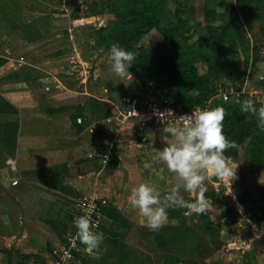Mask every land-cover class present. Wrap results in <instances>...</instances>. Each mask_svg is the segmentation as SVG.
<instances>
[{"label": "rangeland", "instance_id": "rangeland-1", "mask_svg": "<svg viewBox=\"0 0 264 264\" xmlns=\"http://www.w3.org/2000/svg\"><path fill=\"white\" fill-rule=\"evenodd\" d=\"M97 1L0 0V57L6 58L12 71L9 77L21 81L41 77L42 86L35 81L29 86L41 87L48 96L46 103L58 107L54 108L57 115L65 113L71 125L73 120L81 121V127L98 121L94 131L103 134L87 164L48 165L50 161L43 160L33 166L26 161L16 166L10 154L16 131L11 119L16 116L0 125L5 131L0 136V264H52L51 251L62 243L84 198L98 205L97 231L104 239L98 253L81 254L83 260L72 264H264V221H249L242 214L244 207L257 218L264 214L263 200L248 204L252 195L264 191V170L250 168L245 144L231 158L239 166L238 179L230 186L208 172L206 197L214 209L203 214L169 209V222L158 231L141 224L127 198L141 182L151 181L162 193L175 183L174 174L151 151V146L162 150L170 137L163 128H143L130 120L117 124L116 118L133 100L159 103L165 99L172 105L175 95L173 89L160 91L132 74V78H120L111 71L109 51L97 29L109 26L112 16L102 14ZM179 1L189 8L185 22L191 30L186 33L189 37L173 32L164 38L152 30L138 45L166 52L184 45L195 49L205 34L204 10L213 8L222 20L215 24L225 27L233 5L238 21L230 25L242 41V45L236 43L233 58L239 59L242 74L219 75L216 95L227 96L232 115L241 105L239 94L252 99L257 109L264 106V0ZM167 5L172 11L173 2ZM224 50H229L227 45ZM27 84L23 85L28 88ZM97 102L106 103L109 123L100 119L105 110ZM26 114L29 111L22 112V119ZM110 209L124 223L112 222Z\"/></svg>", "mask_w": 264, "mask_h": 264}, {"label": "trees", "instance_id": "trees-1", "mask_svg": "<svg viewBox=\"0 0 264 264\" xmlns=\"http://www.w3.org/2000/svg\"><path fill=\"white\" fill-rule=\"evenodd\" d=\"M168 1L174 4L172 11L168 8ZM97 2L102 14L112 16L109 26L97 29V34L105 48L109 51L111 45L115 43L125 50L135 52L136 59L129 72L139 77L143 84L151 83L157 90L173 89L175 96L171 107H179L183 111L197 107H224L227 113L224 120V134L237 144L236 148L229 149L225 155L235 158L237 149L245 144L247 149L244 156L250 168L254 171L264 170V131L257 127L258 116L252 112L241 111V105L237 114L232 115L228 103L214 98L218 92L219 75L229 78L242 74L239 59L233 58L237 50L236 43L242 45V41L235 32V26L230 25L233 20L238 21L236 7L232 5L228 10L229 21L225 27L216 25L222 22L221 17L213 8H206L203 14L205 34L200 45L195 49L184 45L180 49L166 52L143 47L138 45V42L142 36L152 30L157 31L164 38L173 32L189 37L186 33L191 30L185 25L188 21L189 8H185V4L180 3L179 0H98ZM224 45H227L228 51L224 50ZM3 62L0 59V65ZM202 66H204L203 70ZM30 80L32 78H25L23 82L27 83ZM238 90L234 91L238 92ZM238 97L240 102L247 98L244 94H239ZM96 104L102 105L101 107L106 106L105 102ZM56 111L58 109L47 112ZM109 116L110 112L106 109L100 119ZM72 124L78 128L82 126L81 121L77 124L73 120ZM15 125L13 123L12 126ZM4 134L5 131L1 135L4 137ZM259 199L263 200L264 204V191L252 195L248 204L254 205ZM242 204H245L244 200ZM109 212L112 222L124 223L114 209H110ZM242 214L249 221H264V214L257 218L248 207H244ZM80 256L81 254L75 253V260L82 259Z\"/></svg>", "mask_w": 264, "mask_h": 264}, {"label": "clouds", "instance_id": "clouds-1", "mask_svg": "<svg viewBox=\"0 0 264 264\" xmlns=\"http://www.w3.org/2000/svg\"><path fill=\"white\" fill-rule=\"evenodd\" d=\"M135 59V52L125 50L119 44L114 43L109 49L111 71L120 78H132L129 69ZM240 103L241 111L258 116L257 127L264 131V106L257 109L252 99ZM154 114L163 125L166 123L163 132L170 139L165 141L166 146L162 150L151 146V151L174 174L175 183L166 193H162L151 181L141 182L131 189L127 199L137 210L141 224L151 231H158L169 222V209H186L188 213L195 214L214 209L213 202L206 197L208 172L219 181H227L230 186L232 181L238 179L236 170L239 165H233L231 157L225 155L237 144L224 134L227 114L224 107H197L190 115L173 117L167 121L166 112L156 111ZM163 171V168L160 169V172ZM185 192L194 199H185L182 194ZM73 223L77 238L85 246L84 251L90 255L98 253L104 235L96 231L98 224L93 222L91 214L78 216Z\"/></svg>", "mask_w": 264, "mask_h": 264}, {"label": "crops", "instance_id": "crops-1", "mask_svg": "<svg viewBox=\"0 0 264 264\" xmlns=\"http://www.w3.org/2000/svg\"><path fill=\"white\" fill-rule=\"evenodd\" d=\"M0 58L3 61L6 59ZM7 64L3 62L0 65V125L11 121L16 124L14 148L10 152L14 164L22 166L26 161L33 166L43 160H49L48 165L63 161L67 165L70 162L87 164L85 161L95 154L100 136L103 135L102 132L94 131V124L98 121L78 128L70 124L69 116L64 115L65 113L62 116L55 112L48 113V110L58 107H52L46 103L48 96L41 91L42 85L38 83L43 84V79L32 78L27 88L23 85L26 82L9 77L12 71H8ZM33 81L40 85L35 90L29 86ZM26 110L29 111V115L26 114V117L22 119V112ZM10 116H16V118L7 121ZM2 132H4L3 128L0 129V136ZM79 191L81 192V188L77 192Z\"/></svg>", "mask_w": 264, "mask_h": 264}, {"label": "built area", "instance_id": "built-area-1", "mask_svg": "<svg viewBox=\"0 0 264 264\" xmlns=\"http://www.w3.org/2000/svg\"><path fill=\"white\" fill-rule=\"evenodd\" d=\"M214 98L221 101H227V96L225 94L215 95ZM126 102L129 103L128 99H126ZM130 104L129 108L118 114V117L116 118L117 124L130 120L139 124L143 128H163L166 126V123L164 125L162 124L154 114L156 111L166 112L165 119L167 121L173 119V117L179 118L182 115H190L191 112L196 109L193 108L183 111L179 107H171L170 103L165 99H161L159 103L146 100L135 102L133 100ZM106 121L109 123L110 119L108 118ZM101 158L105 161L107 160V155L103 154ZM11 185H16V181H11ZM86 213L91 214L93 222L97 223L99 227L100 216L98 214V205L96 201L93 199H82L76 212L77 215L75 214L71 218L69 228L62 235V243L54 247L51 251V254L53 255L52 264H72L73 260H75V253L88 254L84 251L85 246L80 243L76 236L77 229L73 223L76 217L85 215Z\"/></svg>", "mask_w": 264, "mask_h": 264}]
</instances>
